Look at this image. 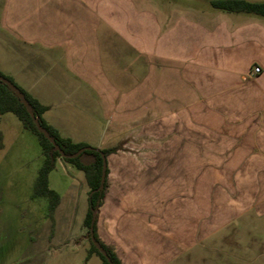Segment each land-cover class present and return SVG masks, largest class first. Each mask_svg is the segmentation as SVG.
Wrapping results in <instances>:
<instances>
[{"label": "crops", "instance_id": "0c3cea01", "mask_svg": "<svg viewBox=\"0 0 264 264\" xmlns=\"http://www.w3.org/2000/svg\"><path fill=\"white\" fill-rule=\"evenodd\" d=\"M68 3L0 0V73L48 108L44 119L63 138L118 149L107 157L99 239L121 264H256L264 18L213 25L161 15L150 39L133 41L126 27H68ZM67 166L58 160L49 176L61 197L54 220L63 197L52 182ZM88 249L83 264H103Z\"/></svg>", "mask_w": 264, "mask_h": 264}, {"label": "rangeland", "instance_id": "374dc122", "mask_svg": "<svg viewBox=\"0 0 264 264\" xmlns=\"http://www.w3.org/2000/svg\"><path fill=\"white\" fill-rule=\"evenodd\" d=\"M68 1V27L113 28L121 31V35L126 27L132 30L133 41L141 34L147 35V39L155 34L156 16L167 15L175 21L192 24L205 18L213 25L220 20L235 22L233 17H252L247 14L227 16L212 8L213 0ZM185 23L182 22L183 26L189 29ZM7 117L9 125L5 127L4 147L0 150V264H83L86 249L90 247L88 230L82 227L81 218L87 204L83 172L68 164L56 174L58 185L53 181L52 187L62 194L63 203L56 220H52L48 200L32 198L43 162L39 141L23 129L15 115ZM254 221L258 223L255 232L261 239L255 244L260 258L256 264H264V215L254 216Z\"/></svg>", "mask_w": 264, "mask_h": 264}, {"label": "trees", "instance_id": "16d2710c", "mask_svg": "<svg viewBox=\"0 0 264 264\" xmlns=\"http://www.w3.org/2000/svg\"><path fill=\"white\" fill-rule=\"evenodd\" d=\"M213 9L226 13L234 14H248L256 17L264 18V2H250L246 0H213L211 1ZM4 79L10 81L15 88H17L21 94L24 95L27 100L33 114L45 129V131L55 140L58 146L66 155H73L82 149L88 148L85 144H77L70 139L63 138L60 133L50 126L44 119L45 113L48 108L40 104L38 100L32 97L28 92L17 85L14 80L8 76L0 73ZM5 114H13L22 123L23 129L35 135L39 141L42 150L43 162L38 170V175L33 186L32 198L40 199L45 198L49 202V217L54 220L56 209L58 208L61 197L52 190L49 186V176L55 170L58 160H62L66 164L72 165L75 169L81 171L85 175L87 185L90 190L89 194V211L84 221V227L88 230V241L90 247L87 252V258H91L93 255L100 258L103 264H109L107 258L95 247L90 239V226L93 218V212L97 211L102 206L107 183L105 181L104 189L100 190L103 159L102 155L106 158L115 153L118 149L112 150H99L93 148L91 151H84L79 157L75 159H64L57 152L54 146L46 139L36 127L30 114L20 101V99L3 83L0 82V117ZM3 134L0 131V150L3 149ZM92 148V147H91ZM108 170H106V177ZM95 240L99 242L101 248L110 258L112 264H121V261L117 257L115 251L109 246L105 245L98 237L97 234V221L94 226Z\"/></svg>", "mask_w": 264, "mask_h": 264}, {"label": "water", "instance_id": "95a60500", "mask_svg": "<svg viewBox=\"0 0 264 264\" xmlns=\"http://www.w3.org/2000/svg\"><path fill=\"white\" fill-rule=\"evenodd\" d=\"M0 82L5 84L22 102V104L24 105V107L26 108L27 112L30 114L31 118L33 119V122L35 123L37 129L44 134V136L46 137V139L54 146L55 150L57 152H59V154L61 155L62 158L64 159H75L77 157H79L84 151H91L94 150L91 147L82 149L81 151L77 152L76 154L73 155H66L61 148L58 146V144L55 142V140L45 131V129L41 126V124L39 123V121L37 120V118L35 117V115L33 114L27 100L25 99L24 95L20 93V91L15 88L13 86V84L4 79L2 76H0ZM102 159H103V167H102V177H101V187L100 190L104 189V184H105V180H106V170H107V158L102 155ZM95 221H96V211L93 212V218H92V222H91V226H90V230H89V234H90V239L93 242V244L95 245V247L102 253V255H104L107 258V261L109 262V264H112L111 260L109 257H107L106 253L103 251V249L101 248L99 242H97L95 240V234H94V226H95Z\"/></svg>", "mask_w": 264, "mask_h": 264}, {"label": "built area", "instance_id": "2783aa9c", "mask_svg": "<svg viewBox=\"0 0 264 264\" xmlns=\"http://www.w3.org/2000/svg\"><path fill=\"white\" fill-rule=\"evenodd\" d=\"M254 71H255V73H257V74L261 73V69H260L259 67L255 68Z\"/></svg>", "mask_w": 264, "mask_h": 264}]
</instances>
